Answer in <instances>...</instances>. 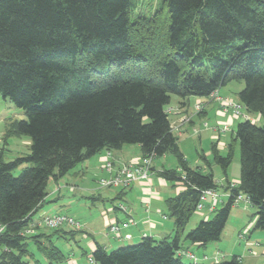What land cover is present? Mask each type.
Here are the masks:
<instances>
[{"label":"trees","instance_id":"1","mask_svg":"<svg viewBox=\"0 0 264 264\" xmlns=\"http://www.w3.org/2000/svg\"><path fill=\"white\" fill-rule=\"evenodd\" d=\"M139 3L0 0V95L26 115L7 120L2 140L4 147L15 138L31 142L28 155L9 162L0 150V264H30V242L47 264H66L68 256L51 239L79 231L47 234L36 226L34 234L25 233L48 183L103 150L125 146H139L142 160L177 159V169L159 173L185 187L166 200L175 235L146 236L113 251L96 243L91 257L96 264H185L182 237L203 191L218 185L180 150L166 111L172 96L187 106L190 97L208 98L242 81L240 103L264 119V0H161L150 16ZM236 142L239 183L225 186L230 197L212 219L186 233L191 243L218 242L239 195L257 209L254 230L264 231V124L239 122L226 155L212 144L213 161L225 174ZM216 264L243 263L234 256Z\"/></svg>","mask_w":264,"mask_h":264},{"label":"crops","instance_id":"2","mask_svg":"<svg viewBox=\"0 0 264 264\" xmlns=\"http://www.w3.org/2000/svg\"><path fill=\"white\" fill-rule=\"evenodd\" d=\"M218 94L219 96H221L220 89L218 90ZM197 103H202L204 105L203 112L199 116L193 117L190 123L181 122L182 116L192 113L193 106ZM178 104L179 105L175 106L174 109L171 108L173 110L171 113L173 114L172 115L173 119L170 120V122H171V126L181 125L178 131V133L180 134L179 137L186 135L185 132H189L191 127L197 129L206 128L205 123L207 122L208 119L207 117L209 115H212V117L217 121L225 120L228 122L229 125L235 121L229 115V112H224L220 108V105L217 101L210 102L208 98L191 97L188 100L187 106H182L181 102ZM10 118L11 117H9L6 112H1L0 109V126H1L0 144L3 141L2 138L5 131L6 122ZM198 120L201 124L198 123ZM206 124L207 126H209L208 123ZM229 129L230 126L228 127L227 131H229ZM213 130L214 131L212 132L211 138L214 136H217L219 138V141L216 142L218 149L221 151L227 148V144L221 142L219 129L213 128ZM173 132L176 133L175 130ZM176 137L178 138L179 148H181L178 135H176ZM15 139H16L15 146L17 145L20 146L25 144V146L30 147L31 142L29 139L28 140L27 139L23 140L22 138H15ZM185 141H187V139L183 140L182 142ZM9 147L10 146L7 144L6 147L0 149L3 152V157H4V152L6 150H9ZM161 159L162 162H159L157 165L155 164L156 162H154L155 159H153L149 177L147 180L134 182L130 184L128 187H124V186L112 187L114 188V190L107 191L111 193L109 199L101 195L97 196L93 194L94 196L93 198H95L97 202L104 201L105 203L106 202L105 200H109V204L107 205L103 204L99 209L98 215L96 214L97 217L98 216L100 217L102 225L100 224V226H97V221H94V217H92V220L90 221L84 220L86 227H83L82 223L78 221L81 224V230L79 232H76L75 237H78L80 243L86 241L85 243L86 246L88 247L89 253H87L85 256L81 258H76L75 252L70 255H67L68 258L66 264H87V257L91 256V253L95 249L96 243H99L108 251V249H115L126 246L129 244L128 242L134 241L136 243H139L146 236L152 237L156 240H163L166 238L171 239L174 237L175 235L174 221L173 219H170L167 215H165L163 210H164V206L165 208H167L166 200L168 198L178 195L180 192H182L185 189V187L180 183H175V184L169 183L159 175V173H161L165 169H177V167H175L176 165L173 162L170 163L171 167H169V164H167L166 162L167 159L166 155L163 156ZM141 160H142V156L139 146L123 147L121 150L118 151L103 150L102 152L94 156L92 159L87 160L83 164V168L79 171L80 173H78L77 176L80 177L82 180L86 176V173L88 171L89 172L90 170L96 171L97 168H95L94 166L98 165V168L103 173L102 178H104L107 177L106 174H108V172H105L106 170H104V166L107 162H111L114 170L116 171L123 165L139 164ZM206 162L208 163V165H210V163L207 160ZM225 181L226 182L224 185V191H225L224 196H226V198L229 199L230 191L226 190L225 186H228L230 183L238 184L239 181L232 182L228 178V175L226 176ZM71 189L75 190L74 187H71ZM96 189H100V188L99 187L94 188L91 186L90 187L88 186L86 188H81V186L79 187V190H83L85 193L89 192V194H92V192L90 191H96ZM58 198L59 196L57 197V199ZM207 202L208 204L212 203L210 198H208ZM241 203L243 204L242 207L238 206L241 205ZM120 204H123L126 207V211H122L119 209ZM216 205L217 203L215 204V207L212 211H215ZM236 205L238 206L236 209H238L239 212L247 211L249 210L248 206H251L249 202L240 201L236 203L232 209H235ZM201 217L204 218L203 216ZM106 222L108 226L113 222H117V223L128 222L129 226L127 228L121 229L118 235H113L108 232V229L106 230ZM33 223H36L35 225L38 226L40 224V221H36L33 219ZM66 228L67 229L65 230L63 229L65 232L73 231L69 227ZM39 232L42 231L39 230ZM81 232L83 233V235L78 236L77 233H81ZM187 232L188 230L186 228V232L182 237L180 251L189 252L200 263L216 264L223 260H229L235 256L243 264H264V236H259L255 238L251 234L248 237L246 236V238L244 237L245 245L241 246V249L239 250L236 248H232L233 243L237 241L236 236L234 235L230 237V244H232L230 246H225L224 239L226 236L224 232L221 239L218 242L209 244L207 246H202L196 243H191L188 240H186L185 235ZM127 234L131 235L130 239L125 238ZM237 234L238 236H240L239 229L237 231ZM75 237L72 238L74 239L73 241H76ZM239 245L241 244L239 243ZM228 257L230 258L228 259ZM39 264H47V263L40 262Z\"/></svg>","mask_w":264,"mask_h":264},{"label":"rangeland","instance_id":"3","mask_svg":"<svg viewBox=\"0 0 264 264\" xmlns=\"http://www.w3.org/2000/svg\"><path fill=\"white\" fill-rule=\"evenodd\" d=\"M160 1L161 0H140V3H139L140 12L143 13L145 16L152 15L153 12L158 7V4ZM244 87H245V83L242 81L230 82L226 86L220 88V91H221L220 97L229 98V99L233 100L235 103H237L241 106L239 111L241 113H244V115H247L248 112L246 111L245 107L240 103L239 97H238V94L244 89ZM208 100L210 102L216 101L213 99L212 96H209ZM181 101H182V99L180 97L173 95L171 98L170 105L167 106L166 109H169V108L174 109L175 106L179 105L178 103H180ZM196 105L197 104H195L193 106V112L192 113L185 115V116H182L181 122L190 123V121L192 120L193 117L199 116L203 112L204 105L202 106V110L199 112L196 110ZM219 105H220V103H219ZM220 108L222 109L221 106H220ZM0 109H1V112H6L8 114V116L11 117L12 119L26 120V115H25L24 111L16 108L10 100L3 99V97L1 95H0ZM228 112H229V115L233 118V120H235L230 125L225 120H218L217 121L212 117V115H209L207 117L208 119L206 122L209 124V126H205L206 128H204V129L203 128H199V129L195 128L198 130V132H196V133L193 131L194 127H191L190 131L185 132L186 135H184L182 137H179L180 134L178 133L181 125L180 126L179 125H173L174 129H177L175 134L178 135V137H179L180 147H181L180 149H181L182 153L184 154L186 160L190 164V166L194 167V168H198L202 173H212L214 175V179L218 185L217 193L219 195L217 205H216V209H215L216 211L221 209L227 203V200H228V198H226V196H224V194H225L224 185L226 182L225 181L226 176L228 175V178L232 182H238L240 179V175H241V171H240V150H239V143L238 142L235 143L234 156H233L232 163L226 172L227 175L224 173L223 169L219 165L215 164L213 161L211 146H212L213 142L216 143L217 141H219V138L217 136H214L211 138L212 132L214 131L213 128L219 129V133L221 136V142L227 144V148H225L221 151L219 150L222 155H226L228 153L229 144L232 142V138L235 137V131H236L237 124L241 121H244V119H245L244 116H235L233 109H230ZM171 113L169 114L170 120L173 119L172 118L173 114H171ZM248 114L251 116V118H253V120L255 121V124L257 126H262L264 124V119L262 117H260L256 114H250V113H248ZM198 123H200L199 120H198ZM202 123H204V122H202ZM228 125L230 126L229 131L225 130L226 127L228 129V127H229ZM22 139L28 140L27 137H22ZM186 139H187V141L182 142L183 140H186ZM15 140L16 139H10L8 141V145L10 146L9 150H6V151L4 150L5 151L4 152V160L6 162L12 161L13 159H15L17 157L25 156V155H28L30 153V147L29 146H25V144L20 145V146H18V145L15 146ZM125 147H136V146H125ZM2 148H4L3 141L0 144V149H2ZM166 157H167L166 162H167V164H169V167H171L170 166L171 162H173L176 165L175 167H177V159L175 158L174 155L167 154ZM161 158L162 157L155 158L154 162H156L155 163L156 165L159 162H162ZM206 160L210 163V165H208ZM85 162L78 164L75 167V169H73L70 173H68L66 176H64L60 180H58V181H55L53 179L50 180V182L48 183V188H47L48 195L46 197V202L41 207V209L38 211V213L34 216V220L41 221V219L45 216H55V215H59V214H65V215L72 217L77 222L78 221L81 222L83 227H86L84 220L90 221V220H92V217H94V221H97V226H100V224L102 225L100 217L99 216L97 217L96 214L98 215L99 209L101 208V206L103 204L104 205L109 204V200H105L106 201L105 203H104V201L97 202V200H95V198H93L94 197L93 194L97 195V196L101 195V196L109 199V197L111 196V193L107 192V191L114 190V188H102L99 186L98 181L103 179L102 178L103 173L98 168V165L94 166L95 168H97L96 171L95 170H90V172L88 171L86 173V176L81 180V178L78 177L77 174L80 173L79 171L83 168V164ZM21 169L22 168H20L14 172L15 176H17L20 173ZM104 170H105V168H104ZM106 176L107 177H104V178H110V175L106 174ZM98 177L99 178L101 177V178L99 179ZM81 183L85 186H83ZM80 186H81V188H86L88 186L89 187L91 186L94 188L99 187L100 189H96V191H90V192H92V194H89V192L85 193L83 190H79ZM71 187H74L75 190H72ZM85 191H88V190H85ZM58 196H59V198L57 199ZM242 205L243 204L241 203V205H238V206L242 207ZM238 206L236 205L235 209H232L233 212L231 211L230 217L228 219V222H227L226 227H225L223 232L226 236L224 239L225 246L232 245V244H230V237L234 235V236H236L237 241L235 243H233L232 248H236V249L240 250L241 246L245 245L244 237L246 238V236L248 237L251 234L255 238H257L259 236H264V231L254 230V226H255L254 216H255L256 211H257V209L255 207H253L251 205V206H248L249 210L239 212V210L236 209ZM163 211H164L165 215L168 216L167 208H165V206H164ZM216 211H210L209 208H205L201 211H197L194 214V216L191 218V220L187 226V230L190 231L191 229H194L195 227H197V225L202 220L212 219L214 217ZM201 216H203L204 218H202ZM206 217H208V218H206ZM33 224H36V223H33ZM33 226H34L35 231L37 230L38 227H40L39 230L42 232H45L47 234H52L55 231L52 229H47L44 226L38 225L37 228H36V225H33ZM66 227H69L73 231H76L74 228H72L70 226H63V229L64 230L67 229ZM29 228H31V226ZM107 229H108V224L106 222V230ZM235 229H236V231H235ZM238 229L240 232V234H239L240 236H238V234H237ZM83 233H84V231H83ZM83 233L81 232V233H77V234H78V236H82ZM51 240H53V243L57 247H59L65 255H70V254L75 252V255H76L75 257L81 258V257L85 256L87 253H89L88 247L86 246V243H85L86 241L80 243L78 240V237H75L76 241H73L74 239H72V238H68V237H64V236L55 234ZM128 243L129 244L126 246L137 244L134 241L128 242ZM239 243L241 245H239ZM123 247H125V246H123ZM115 249H118V248H115ZM115 249H108V251H113ZM29 250H30V252H32L34 254V257H35L33 259L32 258L27 259L30 262V264H35L34 260H38L39 262H44V263L46 262L43 254L38 251L37 246L33 242H30ZM88 258L89 257H87V264H89ZM229 258L230 257H228V259ZM181 260L185 264H190L192 262L200 263L198 260H191L185 256H182Z\"/></svg>","mask_w":264,"mask_h":264},{"label":"built area","instance_id":"4","mask_svg":"<svg viewBox=\"0 0 264 264\" xmlns=\"http://www.w3.org/2000/svg\"><path fill=\"white\" fill-rule=\"evenodd\" d=\"M210 96L213 97L214 100L218 101L220 103V106L222 107L224 112H228L230 109L234 110V114L235 116H244L245 119L244 120H253V118H251V116L247 113V115H244V113H241L239 111L240 109V105L235 103L233 100L229 99V98H223L220 97L218 94V90L213 92ZM202 103H197L196 105V110L199 112L202 110ZM168 114H170L172 112V109L169 108L166 110ZM255 122V121H254ZM205 126H207V124H205ZM173 131L177 130L174 129L173 126H171ZM225 130H227V127L225 128ZM193 131L196 133L198 132L197 129H193ZM152 161L153 158H146L141 160V162L139 164L136 165H123L122 167H120L118 170H114L113 165L111 162H107L105 164V170L106 172H108V174H110V178H103L100 181H98V184L100 187L102 188H112V187H120V186H124L127 187L130 184L134 183V182H139V181H144L147 180L149 177V173H150V169H151V165H152ZM230 188H236L237 184L236 183H230L229 184ZM218 193L215 190H205L203 191L202 195H201V201L197 206L198 211H201L205 208H209L210 211H212L215 207V204L218 201ZM208 198L211 199L212 203L208 204L207 200ZM240 201H245V202H249V199L243 195H239L236 200H235V204L240 202ZM119 209L122 211H126V207L123 204L119 205ZM35 224L31 225V228L27 229L25 231L26 234H34L35 233V229L34 226ZM39 226H44L47 229H52V230H56V229H60L63 228V226H70L72 228H74L76 231H80L81 230V224L79 222H77L75 219H73L72 217L65 215V214H59V215H55V216H45L41 219ZM129 226L128 222H123V223H117V222H113L112 224H110L108 226V232L110 234L113 235H118L121 231V229L123 228H127ZM3 230V227H0V232ZM125 238L130 239L131 235L127 234L125 236ZM179 255L181 256H185L191 260H197L192 254H190L189 252H185V251H180ZM88 262L89 264H96V262L93 260V258L91 256H89L88 258Z\"/></svg>","mask_w":264,"mask_h":264}]
</instances>
